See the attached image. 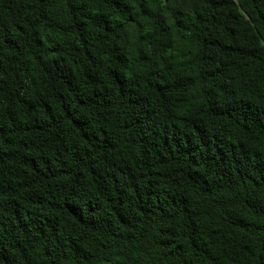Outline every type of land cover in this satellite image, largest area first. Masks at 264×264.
Here are the masks:
<instances>
[{
    "label": "trees",
    "instance_id": "trees-1",
    "mask_svg": "<svg viewBox=\"0 0 264 264\" xmlns=\"http://www.w3.org/2000/svg\"><path fill=\"white\" fill-rule=\"evenodd\" d=\"M0 264H264V0H0Z\"/></svg>",
    "mask_w": 264,
    "mask_h": 264
}]
</instances>
